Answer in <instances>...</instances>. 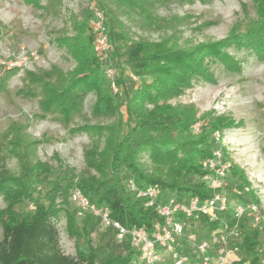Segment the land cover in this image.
I'll return each instance as SVG.
<instances>
[{
  "label": "trees",
  "instance_id": "obj_1",
  "mask_svg": "<svg viewBox=\"0 0 264 264\" xmlns=\"http://www.w3.org/2000/svg\"><path fill=\"white\" fill-rule=\"evenodd\" d=\"M115 1L136 6L133 0ZM255 2L258 5L256 19L249 20L241 31L203 47L183 49L169 43L168 39L134 40L124 35L117 42L110 39L111 59L137 76L149 77L150 81L141 82L131 95L128 88L125 89V129L120 123L108 127L107 145L100 155L110 168V178L96 180L80 176L77 182L76 186L90 203L107 205L110 217L127 228L144 226L151 230L160 218L153 206H145L143 197L126 188L128 179L142 187L156 184L179 202L193 196L200 199L208 196L205 184L197 179L206 173L202 162L213 156L210 136L215 132L221 135L225 127L236 123L224 116L211 117L209 124L194 135L190 132L195 122L194 108L191 105H171L167 101L179 95L193 78L213 81L205 62L207 56L227 69H238L236 60L222 50L224 47L252 50L259 59H263L264 0ZM109 35L111 38L110 28ZM93 38L88 21L83 25L75 24L73 35L62 40L76 62L75 69L64 73L52 66L49 70L25 71L24 85L17 92L23 94L25 89L34 91L32 95L39 96V110L42 113L58 112L63 123L80 110L83 94L92 87L98 90L95 110H113L121 106L122 103H114L115 95L101 93L104 76L98 68ZM143 105L151 107L143 109ZM255 105L264 119V99ZM25 125L12 121L0 133L8 137V150L22 166L16 174L0 160V196L6 201V206L0 208V264H129L135 250L127 240L115 243L114 232L110 228L98 232L96 242L92 243L91 234L97 230L98 220L89 211L77 219L74 209L70 208L67 197L74 183L68 169L49 181L42 197L32 195L30 183L42 178L40 169L45 168V173L50 169L33 159L37 141L23 131ZM142 153H146L149 166L140 161ZM91 155L89 151L85 152L89 164H92ZM228 173L245 187L249 185L245 173L237 165H231ZM22 197L33 202L34 207L29 214L19 215L12 208ZM57 197L60 198L59 203L56 202ZM251 200L258 204L253 193ZM60 217L65 218L66 231L75 240L74 256L66 255L60 249L57 227ZM201 221L207 229L216 227L215 223L206 224L203 217ZM236 222L241 238L239 241L230 239L228 246L240 250L246 264H261L257 252L261 229L247 226L244 215L237 221L229 219L228 228L231 229ZM242 262L235 260L232 264Z\"/></svg>",
  "mask_w": 264,
  "mask_h": 264
},
{
  "label": "rangeland",
  "instance_id": "obj_2",
  "mask_svg": "<svg viewBox=\"0 0 264 264\" xmlns=\"http://www.w3.org/2000/svg\"><path fill=\"white\" fill-rule=\"evenodd\" d=\"M133 1L136 6L121 5L115 0H0V133L12 121H17L26 124L23 131L37 141L33 159L50 170L45 173V168L40 169L42 178L30 183L33 196L42 197L49 181L67 169L68 174L73 175V188L77 187L80 176L109 179L110 168L101 156L107 145L108 127L120 123L125 129V89L128 88L131 95L141 82L150 81L149 77L137 76L112 60L117 76L114 83L118 87L114 93L110 79L97 60L104 76L101 93H108L112 97L115 95L113 102L122 105L113 110H95L98 90L92 87L83 94L80 110L71 114L66 123L62 122L63 118L58 112L42 113L39 110V96L34 97L31 89H25L23 94L17 92L24 85L25 71L49 70L52 66L64 73L75 69L76 62L62 40L73 35L75 24L87 23L90 3L94 2L103 9L113 42L123 35L134 40L168 39L169 43L183 49L219 42L231 33L241 31L249 20L257 18L258 13L255 0ZM222 50L236 60L238 69H227L207 56L205 62L213 81L193 78L188 87L167 103L191 105L195 110L194 123H198L201 130L209 124L211 117L224 116L236 123L225 127L217 141L211 135L210 141L214 147L222 149L231 165H237L245 173L249 183L247 187L228 173L222 190L229 200L228 214L232 213V208L238 207L244 213L247 226L261 229L257 252L261 264H264V119L255 105L264 99V57L259 59L256 52L245 48L229 46ZM150 107L143 105V109ZM190 132L197 134L192 131V126ZM7 141L8 137L1 134L0 160L17 174L22 169L21 162L8 150ZM87 151L92 153V164L86 162ZM140 161L150 165L146 153L141 154ZM95 163L99 166L96 167ZM73 188L67 197L72 210L70 193ZM161 192V200L167 201L165 191ZM251 193L258 200V204L254 203V209L250 207L253 203ZM59 201L57 197L56 202ZM5 206L6 201L0 196V208ZM33 207L28 197H22L12 206L19 215L29 214ZM80 217L76 215L77 219ZM57 227L60 249L64 254L74 256L75 240L66 231L64 217L57 221ZM191 230L196 231L197 237L208 234L203 223L192 224ZM98 232L97 227L91 234L93 244ZM236 232L235 239L239 241L241 232L238 228ZM230 259L229 264L235 260L243 261L241 264L247 263L240 250L232 253Z\"/></svg>",
  "mask_w": 264,
  "mask_h": 264
},
{
  "label": "built area",
  "instance_id": "obj_3",
  "mask_svg": "<svg viewBox=\"0 0 264 264\" xmlns=\"http://www.w3.org/2000/svg\"><path fill=\"white\" fill-rule=\"evenodd\" d=\"M88 24L94 35L92 46L98 63L104 74L111 81L114 93L118 87L115 85L116 69L111 59L112 45L110 42L109 27L103 9L96 3L89 5ZM132 78L136 79L134 76ZM192 131H201L198 123L192 125ZM217 141L220 134H212ZM205 174L201 180L207 189L208 196L200 199L193 196L187 201L179 202L173 196L166 194L163 202L162 192L158 185L150 184L139 186L133 179H128L125 186L137 196L145 199V206H153L160 218L151 230L144 226L127 228L110 217L107 205L97 206L90 203L82 191L74 187L70 193V201L77 216L89 211L98 220V229L105 231L111 229L117 243L128 241L136 254L129 264H229L232 253L238 249L229 247L228 241L235 239L237 222L229 229L227 221L241 218L242 209L234 207L230 212L227 195L223 192L225 178L231 167L230 161L225 157L222 149L214 147L213 156L202 162ZM252 209L255 204H251ZM215 223L216 227L208 229L206 236L197 237L192 232V224Z\"/></svg>",
  "mask_w": 264,
  "mask_h": 264
}]
</instances>
